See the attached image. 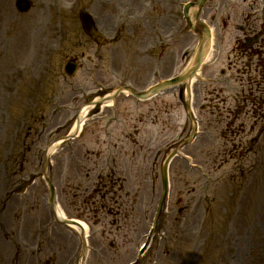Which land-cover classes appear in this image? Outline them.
Masks as SVG:
<instances>
[{
	"label": "rangeland",
	"instance_id": "374dc122",
	"mask_svg": "<svg viewBox=\"0 0 264 264\" xmlns=\"http://www.w3.org/2000/svg\"><path fill=\"white\" fill-rule=\"evenodd\" d=\"M14 1L0 0V37L6 34L5 41L0 39V264L11 263L12 255L2 229L22 221L14 216L21 202L8 193L25 185L30 174L42 173L47 146L70 131L80 108L119 85L142 90L179 73L189 60L185 22L178 17V2L185 0H31L33 8L22 15ZM80 10L97 16L105 43L96 45L84 33ZM74 57L83 67L70 78L64 65ZM13 79L21 84L8 113ZM182 88L146 101L120 95L114 106L91 111L81 135L52 155L49 174L63 208L92 224L87 264L137 259L161 193L159 181H151L160 174L157 147L178 140L183 128ZM217 136L182 149L195 154L206 173L181 156L173 161L171 196L159 230L136 264H264V131L258 137L256 129L254 151L243 162L211 158L207 148L221 146ZM98 172L108 183L105 200H111V208L95 215L73 201L88 200L81 188H91ZM130 186L133 192L126 195ZM29 190L28 196L48 195L43 178ZM179 197L183 201L177 205ZM59 249L57 255L45 253L43 260L52 255L56 264L75 263L65 244Z\"/></svg>",
	"mask_w": 264,
	"mask_h": 264
},
{
	"label": "flooded vegetation",
	"instance_id": "af4514ba",
	"mask_svg": "<svg viewBox=\"0 0 264 264\" xmlns=\"http://www.w3.org/2000/svg\"><path fill=\"white\" fill-rule=\"evenodd\" d=\"M211 16L212 20L222 17L224 33L219 37V47L228 37H235L236 45L228 54L227 66L209 75L214 81L210 83L208 104L202 109L212 117L225 113L222 118L232 124L240 121L243 130L246 125L253 129L256 119L264 120V0H220ZM237 82L235 93H227L231 83Z\"/></svg>",
	"mask_w": 264,
	"mask_h": 264
},
{
	"label": "water",
	"instance_id": "95a60500",
	"mask_svg": "<svg viewBox=\"0 0 264 264\" xmlns=\"http://www.w3.org/2000/svg\"><path fill=\"white\" fill-rule=\"evenodd\" d=\"M203 1H204V0H202L199 4L201 5ZM86 29L88 30V32H90L91 34L94 35L93 29H92V25H91L90 23L87 25ZM205 50H206L205 47H204V48H203V46L200 47L199 52H198V55H197V58H196V60H195V62H194V66H193V68H192L191 70H189L188 73H186L185 75L181 76V78H179V79H177V80H180V81H181L184 77H185V78H189V77L194 73V71H195V70L197 69V67L200 65V62H201V60H202V56H203ZM156 88H157V87H156ZM156 88H154V92H155V89H156Z\"/></svg>",
	"mask_w": 264,
	"mask_h": 264
},
{
	"label": "bare ground",
	"instance_id": "6f19581e",
	"mask_svg": "<svg viewBox=\"0 0 264 264\" xmlns=\"http://www.w3.org/2000/svg\"><path fill=\"white\" fill-rule=\"evenodd\" d=\"M91 106L90 105H85L84 107H82V109L80 110V119H81V127L86 123V116L90 110ZM80 127V122L79 119H77L72 127V132H76ZM59 142H57L54 146V148L58 145ZM53 148V149H54ZM58 215L62 218L64 216L63 212L61 210L58 209ZM76 228V227H75ZM78 228V227H77ZM86 228V226H85ZM81 264V263H80Z\"/></svg>",
	"mask_w": 264,
	"mask_h": 264
}]
</instances>
